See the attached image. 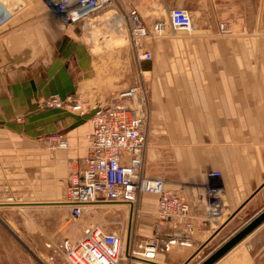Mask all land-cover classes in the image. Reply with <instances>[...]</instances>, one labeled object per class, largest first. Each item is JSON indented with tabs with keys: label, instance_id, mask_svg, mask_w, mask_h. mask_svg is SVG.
I'll use <instances>...</instances> for the list:
<instances>
[{
	"label": "crops",
	"instance_id": "obj_1",
	"mask_svg": "<svg viewBox=\"0 0 264 264\" xmlns=\"http://www.w3.org/2000/svg\"><path fill=\"white\" fill-rule=\"evenodd\" d=\"M112 4H117L123 14L136 10L149 28L162 21L165 30L168 27L166 31H170L164 38L161 35L144 40V49L152 53L149 62L136 64L134 60L135 75L146 86L148 109L143 172L148 177L162 178L167 188L188 203L189 215L194 219L191 231L180 224L160 223L155 215L157 196L142 193L135 205L134 241L159 237L164 262L199 264L264 210V28H260L264 23V0H114ZM174 7H182L192 15L195 29L191 34L171 27L168 12ZM39 16L50 22L52 14ZM20 20L11 33L34 34L26 25L19 26ZM223 21L231 25L228 35L218 33V24ZM59 22L64 29L59 32V62L53 63V73L52 62L44 66L46 74L34 73L38 68L32 69L34 60L6 68L11 88L4 95L8 107L0 111V150L7 154L0 160H5L12 174L20 167L23 173H32L26 174L25 180L29 199H45L51 191L64 196L69 174L81 168L88 155L87 135L92 132L87 117L63 109L41 108L38 101L67 94L83 98L94 95L93 101L105 100L131 85L115 91L126 85L123 79L117 83L99 81L98 71L109 70L110 66L100 58L98 45L89 43L87 31L69 30V24ZM31 41L30 54L38 55L42 50L34 39ZM25 46L20 45L21 53L28 52ZM109 48L115 49L107 45ZM27 59L32 61L29 56ZM88 70L96 88L86 84ZM16 117L25 118V125L15 124ZM50 133L62 134L68 147L50 153L42 141ZM16 136L30 141L20 142ZM20 149L32 151L26 162H20ZM211 171H219L220 176L209 177ZM212 184L219 188L217 199L223 213L219 219L207 217L211 200L207 189ZM57 201L13 202L28 205L23 207H64ZM79 236L74 234L72 239L77 241ZM69 237L71 233L56 234L53 240L49 238L46 248H60L67 238L71 240ZM171 239L175 242L165 249ZM37 247V253H49L41 243ZM48 258L56 260L51 255ZM0 264L42 262L28 257L0 229ZM214 264H264V221Z\"/></svg>",
	"mask_w": 264,
	"mask_h": 264
},
{
	"label": "built area",
	"instance_id": "obj_2",
	"mask_svg": "<svg viewBox=\"0 0 264 264\" xmlns=\"http://www.w3.org/2000/svg\"><path fill=\"white\" fill-rule=\"evenodd\" d=\"M53 14L65 23L79 22L83 18L111 5L114 0H46ZM169 23L182 34H191L195 27L192 16L182 7L168 12ZM127 26L129 42L137 64L150 61L152 53L145 50L147 37L162 35V21L149 28L136 10L122 14ZM232 32L227 22L218 24V33ZM144 81L131 84L105 100H84L67 94L64 98L51 95L41 99L42 106L64 109L80 117H87L92 132L88 137V155L83 166L68 176L63 200L59 204L69 210L70 218L77 220L90 203H109L134 207L142 193L157 196L155 215L160 223L180 224L187 231L194 229V219L189 215V205L165 186L158 177H148L143 172L147 146L148 109ZM51 148L65 149L67 141L62 134L47 137ZM209 177H219L211 171ZM218 187L214 184L207 191L211 200L207 217L219 219L223 213L217 199ZM136 210V209H135ZM171 239L165 244L174 243ZM161 241L152 236L135 243L134 236L127 237L121 229L107 231L101 224H90L81 230L77 241L65 240L60 248L67 264H168L160 258Z\"/></svg>",
	"mask_w": 264,
	"mask_h": 264
},
{
	"label": "rangeland",
	"instance_id": "obj_3",
	"mask_svg": "<svg viewBox=\"0 0 264 264\" xmlns=\"http://www.w3.org/2000/svg\"><path fill=\"white\" fill-rule=\"evenodd\" d=\"M117 1L118 3L119 1L128 2V0ZM113 10H115L122 16L123 13L119 11L118 5L112 4L101 9L99 12H95L89 17H86L84 19L86 21L90 17L91 18L87 21V24H85V26L77 23H67L69 24L67 26L69 30H72L73 28H79L80 31H87L86 39L89 40L90 44L91 42H95L98 45L100 58L103 57L105 58L106 62H109V70L100 69L98 71L99 81H107V79H109L111 83H117L119 80L123 79L124 82H126V85H122L119 88L116 87V89H114L116 91L129 84H134L138 81V77H136L135 75V62L132 53L133 50L130 49L129 45L127 26L124 25L121 33H117V28L115 29L113 27V23H109L113 21L107 20L110 19L109 17L111 16ZM47 13L52 14L50 22L42 19L39 16V14L46 15ZM162 15H164V17L166 18L165 13H162ZM22 16H27L26 20L22 18ZM18 19H21L20 23H18L19 26L26 25V28L29 29V31L34 32V34L30 33L25 35L22 33H11L13 30H15L13 28L15 27V22ZM59 19L60 18L58 16H53L51 6L47 3L46 0H0V111L8 107V101H5L4 98L5 94L10 93L11 88L10 82L7 79L8 76L6 74L7 67L9 68L18 64L27 65L32 63L34 60L35 62L31 67L32 69H34L35 67L38 68L33 72L37 73L38 75H43L46 74L44 66H48L52 62L50 67L51 73H53L54 69L56 68L53 63L55 64L59 62L57 61L59 57L57 50V46L60 41L59 32L64 29L59 22L61 19ZM260 28H264V23H260ZM167 29L168 27L166 28V30ZM166 30L162 32L163 36L160 38H164L166 35L170 34V31ZM4 35H6V40L2 38ZM27 38L30 40V42H27ZM31 39H34L35 44L39 45L42 50V52H40L38 55L30 54L32 50V46L30 45V43L32 42ZM28 44L29 46L26 47L25 45ZM20 45H24L27 48L28 52L21 53ZM107 45H112L115 47V49H107ZM15 47L19 49H15ZM18 50L20 51V53ZM47 51L48 53H46ZM28 56L32 58V61L27 59ZM34 56L36 57L33 59ZM71 71L73 72V69ZM85 74L86 77H84V79L86 80V84L89 86V88H94L95 85H93L91 79V71L88 70L85 72ZM87 97L88 98H81L84 100H91L94 95H90V97ZM41 99L40 101H38L40 107L48 109L42 106ZM1 120L3 121V119L0 118V122H2ZM25 120V118L16 117L14 119V123L20 126L25 125ZM52 134L58 133H50L42 139L43 145L49 148L48 151L50 153H52L55 149H58L51 148L47 143V137ZM15 140H18L20 142L22 140L30 141V139H27L24 136H16ZM31 152L32 151L20 149L18 151L20 162H26V157H28V155L29 157L32 156V154H30ZM37 152L39 151H34L35 157L38 156ZM6 154L7 152L5 150H0V158H4ZM7 169L8 165L5 164V160H0V184L1 182L5 181L3 187L0 188V203H4L0 204V229L5 234H7L10 239L18 244L20 249H22V251L33 260H39L40 262H42V264H51L50 262L54 261L49 260L48 257L51 255V257L53 256L56 259L54 261L55 264H67L64 260L63 248H59L58 246H55V248L52 246V250L46 248L45 244L50 242V239L53 240L56 237V234L65 236L66 234L71 233V237H69L71 240H69L68 238L67 240H69L70 242H74L75 240L72 239L74 238V234L76 236L81 235L82 228L90 224H101L107 231H112L115 229H121L125 232L127 231L129 212L131 211L129 210L128 206L108 205L109 203H97L92 207L86 206L81 217L77 220H74L70 218L69 210L66 208V206L23 207L28 205L13 202H23L26 200L44 201L53 199L62 201L64 196H56L53 194V191H51L52 193L48 194L50 197H46L45 199H29L27 197V190L29 189V187L25 180L28 179V175L26 174L32 173H28V171L26 170H24L25 173H23V169L22 167H20V169L17 170L19 171L20 175L17 177V171H14V174H12L11 171ZM2 179L4 181H2ZM17 179L20 181L17 182ZM12 180L13 183L11 184ZM6 184H9L8 188L5 187ZM17 185L21 186L18 187ZM5 202L12 203L5 204ZM58 203L60 202L57 201L56 204ZM47 204L49 203H46L44 205ZM133 214L132 235L135 237L136 210ZM39 243H41V245L49 253H44V255L37 253V246ZM61 245H63V243ZM55 249L57 250V252ZM192 258L194 257H190L187 263H189Z\"/></svg>",
	"mask_w": 264,
	"mask_h": 264
},
{
	"label": "water",
	"instance_id": "obj_4",
	"mask_svg": "<svg viewBox=\"0 0 264 264\" xmlns=\"http://www.w3.org/2000/svg\"><path fill=\"white\" fill-rule=\"evenodd\" d=\"M147 62L149 61H145L143 63H147ZM263 221H264V210L261 213H259L255 218H253L248 224H246L241 230H239L231 238H229L225 243L219 246L215 251H213L199 264H214L228 251H230L235 245H237L241 240H243L248 234H250Z\"/></svg>",
	"mask_w": 264,
	"mask_h": 264
},
{
	"label": "bare ground",
	"instance_id": "obj_5",
	"mask_svg": "<svg viewBox=\"0 0 264 264\" xmlns=\"http://www.w3.org/2000/svg\"><path fill=\"white\" fill-rule=\"evenodd\" d=\"M22 4V3H21ZM100 11V10H99ZM99 11H97V12H99ZM96 12V13H97ZM110 13H111V11H110ZM90 16V15H89ZM88 16V17H89ZM91 18V17H90ZM89 18V19H90ZM110 19H107V20H109V21H113V22H109V21H107V22H109V23H113V27L116 29L117 28V30H116V32L117 33H121V30H122V28L124 27V25H123V18H122V16L119 14V13H117V12H112V14H111V16L109 17ZM85 18H83L82 20H80L79 22H75V23H77V24H80V25H83V26H85V24H87V21L89 20H84ZM162 25H163V30H162V32H164V30H165V25H164V23L162 22ZM91 134V133H90ZM89 134V135H90ZM89 135H87V136H89ZM87 139H88V137H87ZM68 147V146H67ZM66 147V148H67ZM65 148V149H66ZM97 203H100V202H97ZM97 203H90V204H88L87 206H89V207H92V206H94L95 204H97ZM102 204H106V203H102ZM108 205H119V204H108ZM129 210H131L130 212H129V219H128V227H127V231H126V235L127 234H129L128 235V237L132 234V220H133V213H135V206L134 207H130L129 208Z\"/></svg>",
	"mask_w": 264,
	"mask_h": 264
}]
</instances>
